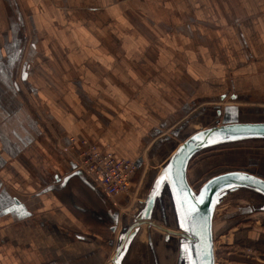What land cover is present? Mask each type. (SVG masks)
<instances>
[{"label": "crops", "instance_id": "0c3cea01", "mask_svg": "<svg viewBox=\"0 0 264 264\" xmlns=\"http://www.w3.org/2000/svg\"><path fill=\"white\" fill-rule=\"evenodd\" d=\"M249 102L264 107V0H0V264L109 251L103 216L130 200L75 167L80 140L153 166L162 128ZM59 238L92 250L62 256Z\"/></svg>", "mask_w": 264, "mask_h": 264}, {"label": "water", "instance_id": "95a60500", "mask_svg": "<svg viewBox=\"0 0 264 264\" xmlns=\"http://www.w3.org/2000/svg\"><path fill=\"white\" fill-rule=\"evenodd\" d=\"M225 97L226 95H223L220 98ZM230 98L234 100L236 96L232 95ZM216 109L217 116L221 117V120L218 118L213 124L204 126L187 136L181 143L176 144L161 166L153 168L155 173L150 190L145 197L139 200V211L131 217L133 218L131 222H123L109 264H126V258L142 227L146 229L152 264H160L154 230L163 234L165 243L170 244L174 241L176 250L174 264H189V260L184 255L185 245L192 250L193 258L199 262L201 257L195 250L198 247L203 248L205 239L211 243L214 264H218L215 251L217 232L214 226L218 206L230 194L240 190L250 191L264 198V176L251 169H233L218 173L205 180L198 188L191 184L189 167L192 160L204 150L240 142L264 141L263 118L252 121L241 120L242 106L228 105L223 109L218 106ZM256 109L264 112L262 107H256ZM199 134H204V138L194 139ZM209 140L215 142L210 143ZM141 164V160L136 161L137 166ZM169 169H171L173 180L163 181L157 188V181ZM245 175L252 179H241V176ZM217 177L224 179L216 180ZM185 197H187V203L184 207L187 208L188 204H194L197 209L187 221L192 230H186L180 226L181 210L178 201H183ZM168 208L174 216L175 228L169 225ZM159 213L160 217H157ZM115 222L118 223V218ZM208 225L211 229L210 236L207 235ZM115 229L114 226L113 230Z\"/></svg>", "mask_w": 264, "mask_h": 264}, {"label": "rangeland", "instance_id": "374dc122", "mask_svg": "<svg viewBox=\"0 0 264 264\" xmlns=\"http://www.w3.org/2000/svg\"><path fill=\"white\" fill-rule=\"evenodd\" d=\"M230 97L231 96H229V98ZM256 103L257 102H249L247 104L241 105V120L252 121L255 119H264V112L256 109V107L260 108V106H258ZM218 106L220 105L212 107L214 111H209V115L204 119L205 121H197V123H195L196 125L194 126H190L189 123L195 121V115H192L191 118L188 117L187 119L182 120L177 125L175 122L171 123L170 120L166 121L171 124H169V126H167L166 128H162V132L167 136L171 135L170 139H175L173 143L166 144L168 149H170L168 150L169 152L165 153L162 150L164 144L163 142H161V140L167 137L165 135L159 141V144L162 145L159 152H163L164 154L160 155L158 160H154L153 164L155 165L153 166H150V164H146L145 162H143L142 171L136 172L135 175L134 173L129 175L130 190L128 192H121L116 195V197H121L123 195H126V193H130V202L128 204L126 203L123 205H119L120 208L117 209L111 206L108 207L111 214L113 215H111V218H108L109 220H105L106 227H104V230L106 231L108 229V226L110 227L114 225L116 227L113 232L110 230L112 234H108L109 237L113 238V243L109 251L100 247L96 251V256L92 258H96L97 261L91 260V263H86L85 261L84 263L81 262L80 264H96V262L97 264L110 263L112 254L115 251L118 234L123 226V222H131V220L133 219L131 217H133L139 211V200L145 197L150 190V186L153 182V175L155 173L152 167L161 166V164L165 161L176 144L181 143L187 136L204 126L213 124L218 118L221 120V117H218L216 115V108ZM207 109H210V107H208ZM198 113L202 114L204 112L199 111ZM176 130L180 131L178 134H176L177 136L175 135ZM89 144L92 143L83 139L80 140L79 143L80 147H83L84 145H86L87 147ZM97 149L103 152L113 153L109 150H101L98 147ZM114 155L117 156L116 154ZM127 160L130 162L135 161V159L130 158ZM146 161L148 162V160ZM233 169H251L255 173H259L264 176V141L240 142L221 145L204 150L192 160V163L189 167L191 176L189 179L191 180V184L194 187L198 188L208 178L218 173ZM146 186L148 188H146ZM17 207H20V205H18ZM115 213H118L119 217ZM158 215L157 217H160V213ZM115 216L119 218L117 224L115 222ZM168 216L170 227L175 228L174 216L169 208ZM246 220H249L251 222V225H255L256 227H264V198L253 192L240 190L230 194L218 206L215 216V228L217 232V236L215 239V251L217 255L216 258L218 257V264H244L246 263L244 260H249L253 263L264 264V245L258 244V242L251 239L240 241L239 238L236 239L235 237V232L243 229L242 222H245ZM154 235L156 237V249L158 257L160 258V264H174L176 261L174 241L170 244L165 243L163 234L157 230H154ZM46 240L48 241V238H46ZM49 241L50 243H54L55 240L51 239L50 237ZM58 241L59 243L63 244L64 239H57L55 246V251H60L62 256H73L80 259L84 253H88L92 250L91 247L83 248L79 245V247L72 246L71 249L69 248L68 251L64 252V250L61 251L60 248L58 249ZM100 251H107L108 253L106 255H110L111 257H103ZM98 255L100 256V259ZM151 260V254L149 246L147 244L146 229L145 227H142L139 234L134 240L132 248L130 249V253L126 258V264H152Z\"/></svg>", "mask_w": 264, "mask_h": 264}, {"label": "built area", "instance_id": "2783aa9c", "mask_svg": "<svg viewBox=\"0 0 264 264\" xmlns=\"http://www.w3.org/2000/svg\"><path fill=\"white\" fill-rule=\"evenodd\" d=\"M73 160L76 168L110 199L115 198L118 193L128 192L129 175L143 170V166H137L135 161L130 162L111 152L98 150L94 143L81 147ZM126 195L130 197V193Z\"/></svg>", "mask_w": 264, "mask_h": 264}, {"label": "snow or ice", "instance_id": "6c2138e0", "mask_svg": "<svg viewBox=\"0 0 264 264\" xmlns=\"http://www.w3.org/2000/svg\"><path fill=\"white\" fill-rule=\"evenodd\" d=\"M204 134H199L194 139H203ZM232 138V137H229ZM210 143H213L215 141L209 140ZM223 177H217L216 180H223ZM241 179L247 180V179H252L248 176H241ZM173 176L171 174V169H169L168 172H165L161 177L160 180L157 181V188L161 186V182L163 181H172ZM183 182V181H181ZM209 183H213V181H209ZM231 187V185H229ZM200 202L202 203L203 200L201 199ZM187 203V197L183 201H178V204L180 205V210H181V221H180V226L182 228H185L186 230H192L191 225L187 223V221L191 218L192 214L196 212V207L194 204H188L187 208L184 207V205ZM6 212L11 211L12 209L10 208H5L4 209ZM210 225L207 226V235L210 236ZM123 239V237H122ZM196 253L201 257L199 262L193 258L192 256V250L189 249L187 245L184 246V255L185 257L189 260V264H214V259H213V253H212V246L211 243L208 242L207 239H205V243L203 248H197Z\"/></svg>", "mask_w": 264, "mask_h": 264}, {"label": "flooded vegetation", "instance_id": "af4514ba", "mask_svg": "<svg viewBox=\"0 0 264 264\" xmlns=\"http://www.w3.org/2000/svg\"><path fill=\"white\" fill-rule=\"evenodd\" d=\"M217 115V113H216ZM183 126V125H182ZM180 131H175V135L178 134ZM171 136H167L164 140H167V142H172L173 140L170 139ZM173 143V142H172ZM143 165V163L141 164V166ZM130 198V197H129ZM130 202V201H129ZM128 202V203H129ZM127 203V204H128ZM116 215H118V213H115ZM117 217V216H116ZM119 217V215H118ZM117 217V218H118ZM108 218H111V213H106L103 216L104 220H109ZM115 218V217H114ZM116 219V218H115ZM215 224V223H214ZM243 225V229L240 231H236L235 232V237L236 239L239 238L240 241H245L248 239L251 240H255L256 242H258V244L264 245V227L258 226L256 227L255 225H251V222L249 220H246L245 222H242ZM215 226V225H214ZM257 231V232H255ZM217 256V255H216ZM218 260V257L216 258V261ZM246 263L244 264H258V263H253L252 261L249 260H244Z\"/></svg>", "mask_w": 264, "mask_h": 264}]
</instances>
